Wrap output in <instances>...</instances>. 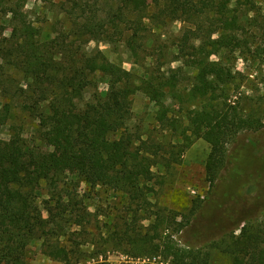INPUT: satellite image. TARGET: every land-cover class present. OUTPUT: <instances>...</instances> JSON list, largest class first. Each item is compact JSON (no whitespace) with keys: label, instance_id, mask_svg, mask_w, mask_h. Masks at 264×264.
I'll return each instance as SVG.
<instances>
[{"label":"trees","instance_id":"1","mask_svg":"<svg viewBox=\"0 0 264 264\" xmlns=\"http://www.w3.org/2000/svg\"><path fill=\"white\" fill-rule=\"evenodd\" d=\"M25 7L22 0H0V20L12 17L11 36L0 35V94L9 100L2 101L0 125L14 121L16 107H21L22 113L41 121L51 151L29 144L13 125L10 139H0L1 261L25 264L26 249L37 240L49 257L81 264L86 254L60 239L70 235L68 229L90 223L86 216L99 217L87 212L80 198L79 189L86 185L110 190L120 197L114 207L127 211L114 218L108 214L112 222L105 224L106 246L94 257L122 251L165 255L173 264H212L209 254L174 244L165 213L148 215L153 191L148 184L156 166L181 163L194 140L203 139L211 146L206 171L213 186L228 163V145L242 131L257 128V122L230 105L239 87L233 68L222 58L252 42L255 0H66V25L57 34L34 25ZM175 22L187 27L172 45L173 53L194 71L187 94L188 123L160 110L158 121L179 143L166 149L160 145L147 154L138 145L142 138L130 129L133 98L142 91L156 104L167 95L181 99L179 71L166 77L151 70L142 85L135 86L122 65L99 50L89 53L86 46L94 41L123 46L139 63L156 51L165 53L158 47L151 54L150 36ZM98 76L108 82V89L82 104ZM37 184L48 191L43 201L47 218L38 203ZM142 221L149 224L142 226ZM233 251L232 264H264V218L242 228Z\"/></svg>","mask_w":264,"mask_h":264},{"label":"rangeland","instance_id":"2","mask_svg":"<svg viewBox=\"0 0 264 264\" xmlns=\"http://www.w3.org/2000/svg\"><path fill=\"white\" fill-rule=\"evenodd\" d=\"M22 2L26 3L25 11L29 19L45 32L57 34L66 25L62 7L66 0ZM255 2L257 7L252 17L256 22L251 27L254 32L252 42L246 49L222 55V58L224 63L233 68L239 87L237 94L229 103L237 106L243 117L257 122V128L242 131L228 145V163L213 186L207 179L206 171L211 146L203 139L194 140L191 148L182 155L181 163L172 164L170 168L162 164L156 166L155 178L148 184L153 190L149 194L151 206L148 215L165 213L169 217L168 227L173 233L174 244L180 248L209 254L212 264H232L233 244L241 234L242 228L248 223L256 225L264 218V0ZM11 18L8 16L0 20V35L7 38L12 33ZM185 27L187 24L175 22L164 32H153L150 36L151 54L153 55L158 47L165 53L159 54V51H156L154 56L139 63H134L123 46L116 47L95 41L86 46L89 53L99 50L112 62L122 65L135 86L142 85L151 70L166 77H169L173 70L179 71L181 79L178 90L182 94L181 99L167 95L160 104H156L142 91H138L133 98V119L130 129L142 138V143L139 141L138 145L147 154H154L160 145L166 149L170 144L179 143V139L172 136V133L158 121L160 110L169 111L168 116L177 118L185 126L188 123L187 110L190 104L187 101V94L193 83L194 71L177 61L172 49V45ZM217 59L219 57H213V60ZM17 78L20 80L19 76ZM107 89L108 82L98 76L82 104L92 102L95 94ZM2 101L9 102L0 94V110ZM16 114L17 118L14 121L8 125H0V139L3 141L10 139L13 125L21 130L22 136L29 144L44 151H51L43 140L41 121L28 113H22L21 107H16ZM164 153L165 151H162V154ZM36 189L38 203L44 211V217L47 218L43 201L49 198L48 191L44 184H37ZM79 195L85 199L87 212L99 213V217L85 215L86 221L90 223H86L82 228L68 229L71 230L70 235L61 238L60 241L72 250L86 254L81 264H173L172 259L165 255L134 256L122 251L108 252L106 255L103 254L102 258L94 257V253L100 250V247L106 246L103 238L106 237L108 229L105 224L112 222V219L107 217L108 214L111 215L110 218H114L123 214L125 216L127 211H120L114 207L120 197L110 190L91 189L82 185ZM143 215V218L147 217L146 213ZM140 224L146 226L149 222L142 221ZM86 260H90V263ZM0 264H4L1 258ZM25 264L66 263L49 257L43 242L34 240L26 249Z\"/></svg>","mask_w":264,"mask_h":264}]
</instances>
